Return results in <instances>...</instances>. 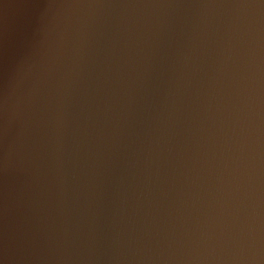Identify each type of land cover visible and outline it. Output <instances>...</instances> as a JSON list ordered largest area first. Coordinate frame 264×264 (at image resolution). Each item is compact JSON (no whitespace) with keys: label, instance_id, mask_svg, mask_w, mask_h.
Wrapping results in <instances>:
<instances>
[{"label":"water","instance_id":"obj_1","mask_svg":"<svg viewBox=\"0 0 264 264\" xmlns=\"http://www.w3.org/2000/svg\"><path fill=\"white\" fill-rule=\"evenodd\" d=\"M0 264H264V0H0Z\"/></svg>","mask_w":264,"mask_h":264}]
</instances>
